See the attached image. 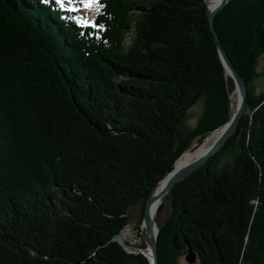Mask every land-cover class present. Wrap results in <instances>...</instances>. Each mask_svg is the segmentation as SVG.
<instances>
[{"label": "trees", "instance_id": "1", "mask_svg": "<svg viewBox=\"0 0 264 264\" xmlns=\"http://www.w3.org/2000/svg\"><path fill=\"white\" fill-rule=\"evenodd\" d=\"M122 1L99 0L82 25L50 3L0 0V264H147L113 239L130 208L144 210L175 159L230 119L204 0ZM214 28L249 82L264 0H229ZM164 201L160 264L188 247L203 264H264V92L247 93L236 133Z\"/></svg>", "mask_w": 264, "mask_h": 264}, {"label": "rangeland", "instance_id": "2", "mask_svg": "<svg viewBox=\"0 0 264 264\" xmlns=\"http://www.w3.org/2000/svg\"><path fill=\"white\" fill-rule=\"evenodd\" d=\"M121 1V5L123 4V1ZM229 2V1H228ZM227 2V3H228ZM55 4L54 0H50V4ZM207 3V2H206ZM208 4V7L206 6V15H207V8L210 10H212L213 8H216L219 6V4L215 7H211ZM56 5V4H55ZM118 5V3H117ZM58 6V5H56ZM73 7H75L76 9H78L77 11H75V16L76 18L78 19V21L80 23H84L85 20L87 21H92L93 20V17L95 15V13L98 11V8L96 5H93L92 7L90 8H84L83 7V4L80 3V0H74V3L72 5ZM118 7V6H117ZM64 8H68V5L65 4V7ZM118 10V9H117ZM116 13H118V11H116ZM218 13V12H217ZM216 16V15H215ZM30 19V18H29ZM208 19V17H207ZM33 20V19H31ZM34 23V22H33ZM85 24V23H84ZM208 24H209V20H208ZM210 29V28H209ZM215 29V28H214ZM211 31V30H210ZM216 31V30H215ZM217 32V31H216ZM218 34V33H217ZM213 35V34H212ZM219 36V35H218ZM123 43L125 42L126 45L128 46L130 44V38H126L122 41ZM258 51H259V54L257 55L256 57V66H255V76L250 79L249 82L246 83L245 81V87H246V99H247V93H252L254 94L255 96H258L260 93L264 92V36L262 38V44L260 43L259 44V48H258ZM95 55L98 56L99 59H101V61H106L104 64H107V59L106 56L108 55V51L105 50L102 54H101V50H95L94 52ZM102 56V57H101ZM105 56V57H103ZM232 62V61H231ZM224 67V66H223ZM225 70V68H224ZM239 73V72H238ZM225 75L228 79H231L232 81V78L229 76L228 73L225 72ZM244 79V78H243ZM245 80V79H244ZM233 83V81H232ZM236 92L237 93V96H238V99H239V93H238V90L236 88V85L233 83V87H232V90L228 96V100H229V110H230V118L232 116V114L235 112H233L232 110V103H231V93L233 92ZM204 99L203 98H200L186 113L185 117L183 118L181 124L179 125V132H180V135L184 138H187L188 136L192 135V133H194L195 131V128L197 127V124L199 123V120L201 119V116H202V113H203V110H204ZM238 105V104H237ZM237 105H236V108H237ZM245 108H246V105H245ZM244 112H245V109H244ZM243 112V114H244ZM243 116V115H242ZM242 118V117H241ZM240 118V119H241ZM230 120V119H229ZM228 120V121H229ZM227 121V122H228ZM226 122V123H227ZM240 122V120H239ZM224 125V124H223ZM239 125V123H238ZM222 126V125H221ZM220 127V126H219ZM217 129V128H216ZM238 129V126L236 128V131ZM215 130V129H214ZM213 130V131H214ZM236 131L232 134L234 135L236 133ZM210 133V132H209ZM206 134L202 139H199V140H195L187 149H191L193 146V151H195L198 147L202 146L203 144H207L206 145V149L205 151H207L210 147H212L215 143V140L214 138L212 139L211 136H212V133L210 134ZM220 135V134H219ZM231 135V136H232ZM230 136V137H231ZM210 141L211 144H208L207 142ZM225 145V144H224ZM223 145V146H224ZM222 146V147H223ZM222 147L220 149H222ZM186 149V150H187ZM220 149L218 151H220ZM185 151V150H184ZM183 151V152H184ZM204 151V152H205ZM217 151V152H218ZM182 152V153H183ZM216 152V153H217ZM181 153V154H182ZM215 153V154H216ZM214 154V155H215ZM203 155V153L201 154ZM201 155L195 157L198 158L200 157ZM213 156V155H212ZM210 156V157H212ZM176 161V160H175ZM174 161V162H175ZM208 161V160H207ZM229 161H230V158H229ZM174 166V163L172 165V167ZM171 167V168H172ZM171 168L169 169V171L171 170ZM200 168V167H199ZM168 171V172H169ZM167 172V173H168ZM166 173V174H167ZM165 174V175H166ZM164 177V176H163ZM162 177V178H163ZM160 181V180H159ZM158 181V182H159ZM169 193V192H168ZM167 193V194H168ZM166 194V195H167ZM165 195V196H166ZM149 196V194H148ZM147 196V198H148ZM165 196H164V199L162 198V202L165 200ZM146 198V200H147ZM146 202V201H145ZM161 202V203H162ZM165 202V201H164ZM160 203V204H161ZM145 205V203H144ZM159 209V207H158ZM158 209H157V213H158ZM157 213H156V217H157ZM170 213H171V205L168 201H166V204L164 206V208L162 209V211H160V215L158 216V218L155 220L154 224H157V228H158V232H159V226L163 225L166 220H168V218L170 217ZM143 214H144V210L142 208V204H138L134 207H131L130 210H129V219H128V224L120 231L118 232L117 235H115V237L113 238L114 240H116L122 247L123 249L127 252V253H132V254H137V253H140L141 255H143L144 257H146L148 263L147 264H151V262H149V259L148 257L146 256V254L143 252V249L145 248L146 244H148L145 239L143 238V235H142V231H141V222H143ZM155 217V218H156ZM157 236H158V233H157ZM156 236V237H157ZM149 245V244H148ZM138 246V247H137ZM158 247V246H157ZM141 249V250H140ZM188 249H191V248H187L185 251H183L175 260H171V263L170 264H203L200 259L198 258L196 252L191 249L192 251L195 252L196 254V258L193 262H189L187 259H186V256H187V251ZM152 251V250H151ZM151 253V252H150ZM159 256V254H158ZM170 262V261H169ZM134 264V263H133ZM160 264V262H159Z\"/></svg>", "mask_w": 264, "mask_h": 264}, {"label": "water", "instance_id": "3", "mask_svg": "<svg viewBox=\"0 0 264 264\" xmlns=\"http://www.w3.org/2000/svg\"><path fill=\"white\" fill-rule=\"evenodd\" d=\"M229 0H220L219 6L210 11L207 8V17L209 20V28L213 34L214 42L218 51V54L220 56V59L223 63V66L225 68V72L229 74V76L232 78L233 83L236 85V88L239 93V101L237 108L235 112L232 114L230 120L225 123L224 125L218 127L217 129L222 127V130L220 132V135L218 136L217 140L215 141L214 145L210 150L203 153L200 157L196 158L192 162L188 163L187 165L183 166L176 172H174L162 185L161 189L158 192H154L155 187L157 184L166 176L164 175L163 178L160 179L159 182L156 183V185L151 189L149 196L145 202L144 205V214H143V225L141 228V233L143 235V238L145 241L150 245L151 247V264H159V256H158V248H157V233L156 236L153 237V225L155 222L154 217H149L147 214V209L149 207V203L153 199H162L169 191L170 189L179 181L183 180L185 177H187L189 174H191L193 171L197 170L199 167H201L207 160L210 158V156L214 155L230 138V136L236 131V128L238 126L239 120L243 115L245 105H246V87H245V80L243 77L238 73L237 69L231 62L230 58L228 57L225 49L223 48L220 38L217 34V32L214 29V17L217 14L218 11H220L228 2ZM205 5L206 1L204 0ZM215 129V130H217ZM214 130V131H215ZM211 131L210 133H212ZM209 133V134H210ZM196 258V254L191 249H188L186 259L189 262H193Z\"/></svg>", "mask_w": 264, "mask_h": 264}, {"label": "bare ground", "instance_id": "4", "mask_svg": "<svg viewBox=\"0 0 264 264\" xmlns=\"http://www.w3.org/2000/svg\"><path fill=\"white\" fill-rule=\"evenodd\" d=\"M99 1V0H98ZM103 1V0H102ZM105 1V0H104ZM207 3H209V5L211 6V7H215V6H217L218 4H219V2H220V0H205ZM106 2H107V0H106ZM109 2V1H108ZM105 3V2H104ZM206 3V4H207ZM109 4H110V2H109ZM51 5L52 6H54V7H56V5L53 3H51ZM103 7V6H102ZM101 7V8H102ZM207 7H208V4H207ZM104 8H105V6H104ZM103 8V9H104ZM213 9H215V8H213ZM212 9V10H213ZM211 9H210V11H212ZM67 12V11H66ZM44 14V13H43ZM102 15V14H101ZM113 16V15H112ZM102 18H100V20H101ZM111 19H113V18H111ZM65 20V19H64ZM106 26V25H105ZM79 28V27H78ZM106 29V28H105ZM231 103H232V110H233V112H234V110L236 109V105L238 104V101H239V99H238V96H237V93L234 91L233 93H231ZM221 130H222V127L221 128H219V129H217V130H215V131H213L212 132V136H211V138L213 139L214 138V140L216 141L217 140V138H218V136H219V134H220V132H221ZM208 144H211V142L210 141H208L207 142ZM206 143L205 144H203L202 146H200V147H198L195 151H193V148H194V146L191 148V149H187V150H185L182 154H180L175 160V162H174V166L171 168V170L166 174V176L157 184V186L155 187V189H154V192L156 193V192H158L160 189H161V187H162V185H163V183L174 173V172H176L177 170H179L180 168H182L183 166H185V165H187L188 163H190V162H192L193 160H195V157H197V156H199V155H201L202 153H205V152H207L208 150H210L212 147H210L207 151H205V149H206ZM205 151V152H204ZM162 202V200L161 199H158V198H156V199H153L150 203H149V207H148V209H147V214H148V216L149 217H156V213H157V209H158V207H159V205H160V203ZM155 220H156V218H155ZM143 225V222H141V226ZM157 230H158V228H157V224H154L153 225V237H155L156 236V232H157ZM138 247V246H137ZM141 250V249H140ZM143 252L146 254V256L148 257V259H149V262H151L150 260H151V254H150V252H151V247H150V245H148V244H146V246H145V248L143 249Z\"/></svg>", "mask_w": 264, "mask_h": 264}, {"label": "snow or ice", "instance_id": "5", "mask_svg": "<svg viewBox=\"0 0 264 264\" xmlns=\"http://www.w3.org/2000/svg\"><path fill=\"white\" fill-rule=\"evenodd\" d=\"M41 3H44V4H49L50 3V0H40ZM55 4L58 5L61 9H63L65 7V4L68 5V8L67 10L70 11V12H75L77 11L78 9H76L75 7H73V3H74V0H54ZM80 3L83 4V7L84 8H90L92 7L93 5H96L97 7H99V4H98V0H80ZM84 23L87 25L89 24L90 22L85 20Z\"/></svg>", "mask_w": 264, "mask_h": 264}]
</instances>
